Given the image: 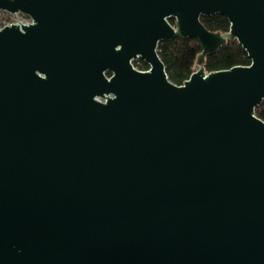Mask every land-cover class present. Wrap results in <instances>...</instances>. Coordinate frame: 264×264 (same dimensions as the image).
I'll return each mask as SVG.
<instances>
[{"label":"water","instance_id":"1","mask_svg":"<svg viewBox=\"0 0 264 264\" xmlns=\"http://www.w3.org/2000/svg\"><path fill=\"white\" fill-rule=\"evenodd\" d=\"M0 10L31 19L0 28V264H264V0ZM175 36L201 46L181 84ZM227 38L249 64L205 70Z\"/></svg>","mask_w":264,"mask_h":264},{"label":"trees","instance_id":"2","mask_svg":"<svg viewBox=\"0 0 264 264\" xmlns=\"http://www.w3.org/2000/svg\"><path fill=\"white\" fill-rule=\"evenodd\" d=\"M168 20L171 24L174 23L172 17ZM200 20L211 31L226 32L229 29L228 19L219 13L201 15ZM157 49L169 80L175 84H181L190 75L201 46L195 38L175 36L161 40ZM139 60L138 68L147 69L148 65L141 58ZM249 62L250 59L241 44L235 38H227L225 44L221 45L216 52L205 57L204 68L207 71L219 70L234 65H247ZM254 112L257 117L264 120V100Z\"/></svg>","mask_w":264,"mask_h":264},{"label":"built area","instance_id":"3","mask_svg":"<svg viewBox=\"0 0 264 264\" xmlns=\"http://www.w3.org/2000/svg\"><path fill=\"white\" fill-rule=\"evenodd\" d=\"M4 17H0V28L10 23L26 24L31 21L30 17L21 12L11 13L6 10H0Z\"/></svg>","mask_w":264,"mask_h":264},{"label":"rangeland","instance_id":"4","mask_svg":"<svg viewBox=\"0 0 264 264\" xmlns=\"http://www.w3.org/2000/svg\"><path fill=\"white\" fill-rule=\"evenodd\" d=\"M0 17H4L2 12H0ZM132 63H133V65H134V67H136L137 69H139V68H138V64L140 63L139 58H135V59L132 61Z\"/></svg>","mask_w":264,"mask_h":264},{"label":"flooded vegetation","instance_id":"5","mask_svg":"<svg viewBox=\"0 0 264 264\" xmlns=\"http://www.w3.org/2000/svg\"><path fill=\"white\" fill-rule=\"evenodd\" d=\"M106 74L109 75L110 73L108 74V73L106 72Z\"/></svg>","mask_w":264,"mask_h":264}]
</instances>
